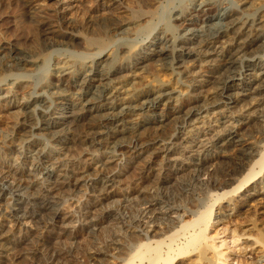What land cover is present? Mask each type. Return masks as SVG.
<instances>
[{
    "label": "rangeland",
    "instance_id": "1",
    "mask_svg": "<svg viewBox=\"0 0 264 264\" xmlns=\"http://www.w3.org/2000/svg\"><path fill=\"white\" fill-rule=\"evenodd\" d=\"M26 1L0 0V102H6L12 106L19 102H26L31 98L29 104L19 111L18 108L9 106L6 111L0 113V135L5 141L15 142L13 145L16 146L9 149L10 151L0 147V161L2 160L1 162L7 170L16 171L17 175H23L26 180L24 185H21L20 188L17 187V189H10L11 179L0 181V224L3 219L5 223L9 224V213L11 211L19 219L18 225L13 228L5 225L0 228L1 233L11 239L9 245L11 248L9 249L10 257H6V264H99V262L100 264H116L117 262V264H120V260L116 256L118 250L121 247L123 248L124 244H127V231H125L126 228L123 225L129 217L131 208L134 209V216L141 210L144 212L153 210L161 218V221L163 219L165 222H169V220L177 222L185 216V211L195 209L192 206L193 204H207L212 194L207 189V183L211 181V173L209 172H213V166L209 167V171L203 170L204 172H200L194 162L201 157L208 159L223 155L222 152L225 148L222 147L224 142L218 140L220 136L225 137L224 141L228 143L229 130L238 129L239 134L236 139L245 138V146L248 147L246 151L249 150L257 154L264 150V117L257 115L261 106L254 104L255 102L249 97H246L245 100L242 99L243 97H237L234 103L227 107L224 105L212 107L211 102L216 95L215 84L211 83V78H208L201 69L199 70L198 64L203 59L201 62L202 64L206 62L204 63L206 69L216 68L219 59L217 53L208 56L201 53L204 56L200 55V58L198 56L197 61H193V57L186 56L187 62L183 68L177 71L170 66V68L167 67L166 59H169L170 56L168 58L163 56L165 60H157L158 57L156 56L152 57V61L142 59L146 56L150 58L151 56H148V53L153 49L164 46V42L167 45L179 48L180 41H183L186 37H191L190 29L194 27L200 29L201 34L207 37H213V35H218L219 32H224L228 25L235 21L239 22L240 25L241 23L250 24L251 27L248 26V28L253 33L264 31V0H208L207 2L210 3L208 6H214L216 9L212 14L219 13V17H214L210 21L206 19V16H202L200 19H196L195 23L187 25L186 28L185 26H177V21L174 18L179 15V11H185L186 6L189 7V10L201 9L202 6L196 3L197 0H155L156 2L154 0H114L115 4L118 5L117 7L121 8L122 11L121 9H115L105 10V12L104 9L100 8L101 6H89L90 2L87 1V3L83 2L85 4H82V7H74L78 3L77 0H59V2L38 0L33 5H29ZM68 3H70L69 8H71V11H67V21L64 20L63 22L59 12H64L65 10L62 9ZM149 4L150 7L156 4L158 9L160 8L157 14L149 18H143V20H138L142 16L139 18L133 16V10L141 6L150 8ZM76 9H78L77 12H75ZM35 12L46 14V19L56 26V32L43 34L37 28V22L35 23L37 18V16L35 18ZM112 21H119L120 25L115 30L110 28ZM145 25H148V27H145ZM62 33L66 35L78 34L79 37L72 45L67 46L57 42L58 35H63ZM83 34L108 36L110 44L103 49L89 47L83 42ZM50 37L51 41L55 42L52 47L46 46V42H49ZM228 39L229 36H226L224 41L216 42L214 44L216 51L224 50L222 47L227 44L225 41H228ZM4 45L16 48L20 52L38 55L39 57L35 58L36 61L33 66L35 68L31 67L30 69L28 67L25 68L26 70L21 69L18 71L15 68L9 71L7 57L3 52L1 53V47ZM186 46L194 48V50L199 49L197 43L186 44ZM254 48L257 50L253 51V54L251 53L242 58L243 65L246 67L249 65L253 67L254 65L256 74L260 75L262 77L260 81H263L264 37L255 43ZM100 52L101 54H96ZM169 54L172 53L169 52ZM100 60H104L102 63L104 70L106 68L111 69L114 66L117 69L119 66L121 67V70L117 73L119 76L114 79L112 85L123 86V90L128 91L129 89L128 92L131 93L137 90L158 89L164 85L175 91L173 96L175 97L174 102L177 104L180 103L178 101L183 100L191 104L190 102L198 98L197 105H201L200 108L203 109L201 117L200 115L193 117V120L190 119L185 122H182V119L172 120L173 122L168 126L169 129H166L164 133L157 132L161 127L148 120L151 119L152 113L142 114L141 118H146V122L144 129L140 132L148 135L159 134L158 144H164L166 151L164 150L162 156L153 162H150L151 155L149 152L151 151L139 154L138 158L134 157L135 154L130 156L127 153L118 156L119 162L117 161L118 164L116 163L114 167H111L112 171L110 173L111 177L116 178L111 187V190H113L112 196L108 200H102L97 202V205H93L91 201H95L96 198L94 199V197L97 196L93 184L100 188L106 178H103L104 181L99 180V175L96 176V173H94L82 183L83 185L74 187L69 183L70 179L68 177L58 175L60 180L57 176L60 172V164L65 163V166L79 165L87 161L90 154L86 153L90 152L93 153L91 154V158H93L88 161L92 162V167H96L102 161L104 163L108 160L110 156L117 157V152L106 154L103 151L104 148L98 149V145H86L82 142L83 137L72 130L69 131L70 133L66 135L63 133L60 138L55 139L53 134L48 131L33 129L35 144L40 145V148L44 147L42 149L47 152L45 154L47 161L45 165L48 166L38 170L34 169V165L38 164V159L33 153L28 152L25 154L26 157H23L22 149L19 148L21 146L19 145L20 137L15 132V128L20 125L25 116L32 117V119L30 118L32 126L36 122L38 124V120L41 118L40 115H43V112H40L43 108L47 109L48 113H54L59 109L62 111L64 107L57 104V95L54 94L56 91H66L68 93V88L64 84L55 85L57 84V75L67 72L73 77L75 75L83 77L90 73L93 62L96 64ZM24 71L28 73L24 74ZM190 83H198L200 86L198 88L190 85ZM78 87L79 85L72 83L69 92H75ZM42 93H45V95L36 97V95ZM189 97L192 98L188 101ZM52 98H55V100ZM42 99L47 100V103L43 105L40 102ZM134 103L138 104L139 100ZM206 107L209 109L207 110ZM0 109L5 108L0 107ZM245 109L247 112H245ZM245 113L248 114V119L242 117ZM242 120L248 122L247 126H241L239 121ZM64 140L67 142L66 149L61 150L60 148L66 143ZM228 149L230 150V147L227 146L225 150L228 151ZM201 154L202 156H199ZM64 158L65 161H63ZM206 164L208 165V163ZM222 166L221 164L218 165L219 168ZM145 179L150 180L149 185L140 188ZM260 180L263 183L259 185L264 186V175ZM48 185H54L55 192L49 191L46 188ZM132 188L134 194L130 195ZM141 189L151 195L150 201L144 202L145 200L140 194L142 193ZM44 205L47 209H43ZM263 206L264 204L254 206L253 213L240 217L238 223L236 221L217 223L215 220L209 230V242L216 246V251L229 252L228 257L225 259L226 262L220 261L219 264H240V261L243 262L242 264H251V262L252 264H264V258L261 257L264 255L263 245L261 243L253 244L256 240V234L242 236L239 234L234 235V232H232L236 227L240 228V231L249 228L252 218L260 219L257 220V223L260 227L264 226V212L261 213L264 210ZM88 210L90 211L88 212ZM58 212H62L63 219L57 218L56 213ZM27 217L31 222L25 225L24 220ZM119 237L120 240L118 241ZM246 245L247 247H245ZM95 259L99 261L96 260L97 263H95Z\"/></svg>",
    "mask_w": 264,
    "mask_h": 264
},
{
    "label": "bare ground",
    "instance_id": "2",
    "mask_svg": "<svg viewBox=\"0 0 264 264\" xmlns=\"http://www.w3.org/2000/svg\"><path fill=\"white\" fill-rule=\"evenodd\" d=\"M35 1L38 0H27L26 2H28L29 5H33ZM49 1L59 2V0H49ZM86 1L90 2L89 6H96V7L101 6L100 8L104 9V12L105 10L121 9L117 7L118 5L115 4L114 0H79V1L77 0L78 3L76 4V6L74 5V7H82L81 5L82 4L84 5L85 3L83 2ZM207 1L208 0L196 1V3H198L199 6H202L201 9L199 10L195 8L189 10L188 9L189 7L186 6L187 9L185 11H179V15H177L174 18V20L177 21V26L178 25L185 26L186 28L188 27L187 25H190L191 23L192 24L195 23V20L200 19L202 16H206V19H209L210 21H212L214 17H219V13L212 14L215 8L214 6L213 7L208 6L210 5V3H208ZM69 4L70 3H68V5L62 9L65 10L64 12H59L61 14V17L63 18L62 20L63 22L64 20L67 21V16H68L67 11H71L70 10L71 8H69ZM159 9L156 4H154V6H151L150 8L148 7L144 8V6L143 7L141 6L136 10H133L135 12V15L133 12V16L135 18H139L142 16L138 20L140 19L143 20V18L146 17L149 18L157 14ZM77 10L78 9H76L75 12H77ZM35 13H34L35 18L37 16V18L35 19L36 20L35 23L37 22L36 23V25L38 26L37 28H39L43 32V34L56 32L55 29L56 26L52 25L53 23L51 24V22H49V20L46 19L45 17L46 14L43 15L40 12H35ZM112 22L110 23L111 24L110 28L115 30L117 26L120 25L119 21L113 22V24ZM36 25L34 24L35 27ZM248 26H250V24L245 25L244 23L243 24L241 23L240 25L239 22L235 21L232 22V24H229L228 28H226L224 32L221 33L219 32L218 35L216 36L213 35V37L203 36V34H201V30L194 27L190 29L191 37H186V39L180 41L179 44L181 45H178L180 46L179 48H176V46L173 47L172 45H167L166 42L163 41L164 46H161L159 49H153L152 51H150V53H148V56H151L150 58L146 56L142 59L144 61L145 60L152 61V57L156 56L158 57L157 60H162L164 59L163 56L164 57L167 56L166 58L170 56L169 59H166L167 62L166 64L168 65L167 67L170 66L171 68H173V70L177 71L178 69L184 67V64L187 62L185 59L186 56L193 57V61H195L198 56L200 58V55L208 56L217 53L219 55L218 57L219 59L217 58L218 59L217 67L213 68L215 70L210 68L206 69V66L204 64L206 62H203V64L201 62L203 61V59L199 61L198 64L199 70L201 69L202 72L208 76V78H211V83L215 84L214 89L216 95L214 97V100L211 102L212 107H216V106L218 107L219 105H224L227 107L230 104L234 103L237 97L238 98L243 97L242 98L243 100H245L246 97L247 98L249 97V99L255 102L254 104L261 106L259 107L260 112L257 115L264 117V105H263L264 80L260 81L262 80V77L256 74L255 72L256 67L254 65L253 67L252 65H249L251 67L249 66L246 67L243 65V61H242L243 57L257 50L254 48L255 43L258 42L259 39L264 37V31L261 30L253 33L248 28ZM65 27L67 26L65 25ZM145 27H148V25H145ZM77 35L78 34L75 35L73 33L68 35L60 34L58 35L59 41L57 40V42H59V44H63L67 46L72 45L73 42L79 37ZM47 36L49 37V35ZM226 36H229L228 39L229 42L225 41V43L227 44L222 47L224 48V50L221 49L220 51H216L215 49L216 46L214 44H216V42L218 43L224 41V37L226 38ZM82 37L85 45L89 47L91 46V47H97L99 49L100 48L103 49L104 47L108 46V44H110V39L108 38V36L105 35L98 34L97 36H91V35L89 36L83 34ZM190 43H194V44L197 43L199 49L194 50V48L187 47L186 44H190ZM54 44L55 42L51 41V37L49 39V42L48 41L46 42V46L48 47H52L54 46ZM171 44L173 43L171 42ZM2 52L7 57L6 58L8 60L7 66H9L8 68L10 69L9 71L15 68H17V71L28 67H30L31 69V67L35 65V61H36L35 58L39 57L36 54H30L29 52H28L29 54H27L26 52L25 53L20 52L16 48L6 45L1 47V53ZM169 52H171L172 54L170 55ZM201 53L204 55H202ZM96 54H101V52ZM103 61L104 60L99 61L101 64L99 62L96 64L93 62V65L91 66V69L89 71L90 73L83 77H77L76 75L73 77L70 76V74L67 72L65 74L57 75L58 76L57 84L55 83L54 84L55 85L64 84L68 88L67 90L68 93L66 91H61V92L56 91L54 94L57 95L56 96L57 104L59 106L61 105L64 107L62 111L61 109H59V111H56L54 113L51 112L53 113L51 114L48 113L47 109L43 108L41 109L42 111H40L43 112V115H40L41 118L38 120V124L36 122L35 123L36 125L34 124L32 126V122H30V118L32 119V117L28 118L25 116L24 120L20 123L19 126L15 125L17 126L15 128V132H17V134L20 137L19 145L21 146H19V148L21 147L22 149L23 157H26L25 156L26 153L31 152L38 159V164L34 165V169L36 168L38 170H41L48 165L47 164L45 165V163L47 162L45 154L47 152H44L43 150L44 147H42L43 149L40 148L39 147L40 145L37 146L33 140V136H34L33 129H42L46 132L48 131L51 134H53V138L55 139L60 138V136L63 133H65V135L67 133H70L69 131L72 130L77 132L80 136L83 137L82 142L86 145L89 146L94 144L98 145V149L104 148L103 151L106 154L108 153L114 154L117 152L116 154L117 157L110 156L108 160H106L104 163L102 161V163H100L96 167H92V162H90L91 159L93 158V157L91 158V154L93 153L90 152L86 153V149H85V153L90 154L88 155L89 157L86 156L88 157L86 162L80 163L79 165L72 164L71 166H65V163L60 164L61 168L57 176L59 175V176L68 177L70 179L69 183H71L72 186L74 187L81 185L94 173H96V176L99 175L100 177L99 180H103L104 177L106 178L105 182H102L103 184L101 185L100 188L97 187V185L93 184L94 188L97 191V196L94 195L95 196L94 199L96 198L95 201H91L93 202V205H95L99 201L101 202L102 200L103 201L108 200L110 196H112L113 190H111V187L113 186V183L115 182L116 178L111 177L110 173L112 171L111 167H114L116 163L118 164L119 162L118 156L127 153V155L130 156L132 154L133 155L135 154L134 157L138 158L139 154L151 151L149 152L151 155L150 162L156 161L157 158L162 156V153L165 150V146L164 144H158V139L160 135L157 133L154 135H150V134L148 135L140 132L142 129H144L146 122L145 120L146 118L145 119L141 118L142 114L148 112L152 113L153 115L151 119L149 118L148 120L156 123L158 127H161L159 130H157V132L164 133L166 129H169L168 126L173 122L172 120L182 119V122H185L190 119L193 120L194 119L193 117L199 115L201 117V113H202L201 111L203 109L200 108L201 105H197L198 98L196 97H193L196 99L195 100L192 99L193 101L190 102L191 104H189V102H185L184 100L178 101L180 103L177 104L176 102H174L175 97L173 96L175 94L174 93L175 91L167 88L164 85L160 86L158 89H149V90L145 89L143 91L137 90L135 92L133 91L132 93L128 92L129 89L128 91L123 90L124 88L123 86L117 87L116 85H112L114 79L118 78L119 75H117V73L119 72V70H121V67L119 66V68L117 69V67L114 68L115 67L114 66L111 67V69L106 68L107 70L106 69L104 70V68H102ZM27 73L25 72L24 74ZM247 80L249 81L247 82ZM198 81L201 82L203 80H198ZM72 83H74L75 85H79V87L75 92L70 93L69 91L72 88ZM192 83L194 82L192 81ZM255 83L257 84L255 85ZM190 85L197 86L198 88L200 86V84L198 83L197 84L190 83ZM43 95H45V93H42L41 95L38 96L36 95V97H42ZM210 95L211 94L209 92V96ZM191 98L189 97L187 100L189 101ZM30 99L26 102H19L12 106L18 108L19 111L21 110V108H24L29 104ZM52 99L55 100V98ZM137 100H139V103L135 104L134 102ZM40 102L44 105V103H47V100L42 99ZM209 105L210 104L208 103V106ZM9 106L10 105L7 104L6 102L5 103L0 102V107L5 108V109H0V113L6 111V109L9 108ZM245 112H247L246 109ZM242 117L247 118L248 114L245 113ZM239 123L241 124V126L242 125L247 126L248 124V122L245 120H242L241 122L239 121ZM61 126L63 127L60 128ZM166 126L167 128H165ZM238 134H239L238 129L229 130L228 132V135L230 136L228 140L229 145L226 141H224L225 137L220 136L218 138V140L222 141V143L224 142L222 147H224L225 149L227 148V146L230 147V150L228 149V151L225 149H224L225 151L223 150L222 152L224 153L223 155H220L217 158L213 157L208 159H206L205 157H201L194 162V165L197 167V170H200V172L203 170L209 171L208 170L209 167L213 166V172H209L211 173V181L207 183V189L208 191H211L212 194L208 199L207 204L204 205H201L199 203L193 204L192 206L195 207V209L187 212L185 211V216L183 218H180L177 222L170 220L169 222H165L163 221V219L161 221V218L153 210L146 212L141 210L138 211V213L135 216H134L135 212L133 211L134 209L131 208L132 211L129 210V217L127 218L125 224L123 225L126 228L125 231H127V237H126L127 244H124L123 245L124 247L123 248L121 247V249L118 250L116 256V258L120 260L119 261L120 264H219L220 261H222L223 263L226 262L225 259L228 257L229 252L216 251L215 250L216 246L209 242V238H208L209 230L215 223V220L217 223L232 222V221L233 222L236 221V223H238L239 222L238 219L243 216L245 217L246 215L248 216V214L253 211L254 206H257L259 204H264L263 203L264 186L259 185L263 183L262 181L263 179L262 180L260 179L264 175V150L257 153L258 155L256 154V152H252L249 150L246 151L248 147L245 146L246 145L245 138L241 137L240 139L239 138L236 139ZM14 143L15 142L13 141L10 142L3 140L0 135V147H4V149L9 150L12 149L13 146H15L13 145ZM66 144L67 142L64 143L62 147L60 146L61 147L60 149L65 150ZM16 145L18 146V144ZM130 156H128V158H130ZM199 156H202V154ZM1 161H0V181H6L11 179L10 189H14V188L17 189V187L20 188L21 185H24L26 180L24 179L23 175H17L16 171L11 172L10 170H7L5 168L6 166L4 167ZM63 161H65V158ZM206 163H208V165ZM220 164L223 166L219 168L218 165ZM142 179L144 178L142 177ZM236 181L237 183H235ZM149 183L150 180L145 179L143 183H141L140 188H142L143 186L146 187V185L147 184L149 185ZM46 188L49 191L51 190L55 192L54 185H48L46 186ZM140 191H142V193L140 194L143 196L142 198L143 200H145L144 202L151 200V195H149L148 192L142 189ZM133 194H134V190L132 188L130 191V195ZM43 209H47L46 205L43 206ZM89 211L90 210H88V212ZM263 212L264 210L261 213ZM61 213L60 212L56 213L58 219L64 218L62 217ZM9 216H10L9 224L5 223L3 219V222H1L0 224V228L2 227V225L9 226L10 228H13L16 225H18L19 219H17L16 214L12 213L11 211L9 213ZM257 220L259 221L260 219L252 218L251 226L249 228L242 229V231H240L241 229L238 227L236 228L233 227L234 230L232 232H234L233 233L234 235L239 234L242 236L247 234L252 236L253 234H256L255 236L256 240L255 242H253V244L261 243L264 247V232H263L264 226L260 227L259 224L257 223L258 222ZM24 221H25L24 222L25 225H28L31 222V221L29 222L28 217L25 218ZM90 221L92 222V220ZM10 240L11 239L7 235L1 233L0 230V264H6L7 262L5 261L6 257L8 256L10 257V252H9V249H11L9 247V245L11 244ZM119 240L120 237L118 241ZM245 247H247V245ZM110 248L112 249L113 247ZM261 257L264 258V255ZM99 259L101 260L102 258ZM96 260L99 261L98 259H95V263H97ZM239 263L242 264L243 262L241 263L240 261Z\"/></svg>",
    "mask_w": 264,
    "mask_h": 264
}]
</instances>
